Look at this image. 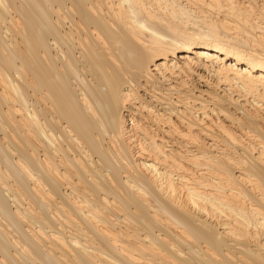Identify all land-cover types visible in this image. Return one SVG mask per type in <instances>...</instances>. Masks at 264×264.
Segmentation results:
<instances>
[{
    "label": "bare ground",
    "instance_id": "1",
    "mask_svg": "<svg viewBox=\"0 0 264 264\" xmlns=\"http://www.w3.org/2000/svg\"><path fill=\"white\" fill-rule=\"evenodd\" d=\"M0 264H264V0H0Z\"/></svg>",
    "mask_w": 264,
    "mask_h": 264
}]
</instances>
